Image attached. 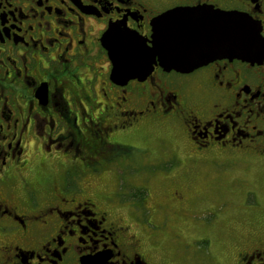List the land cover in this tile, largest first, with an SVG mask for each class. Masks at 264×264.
I'll use <instances>...</instances> for the list:
<instances>
[{"label": "flooded vegetation", "instance_id": "1", "mask_svg": "<svg viewBox=\"0 0 264 264\" xmlns=\"http://www.w3.org/2000/svg\"><path fill=\"white\" fill-rule=\"evenodd\" d=\"M179 8L242 14L258 28L261 56L188 74L157 64L142 82L113 83L108 28L150 41L152 21ZM151 133L168 161L193 157V210L254 203L252 220L227 228L219 263L264 264V0H0V264H171L135 234L151 189L123 187L115 171L134 150L152 153L140 146ZM165 182L156 193L191 215L187 187ZM198 217L193 230L205 238L178 252L213 264L218 221Z\"/></svg>", "mask_w": 264, "mask_h": 264}, {"label": "water", "instance_id": "2", "mask_svg": "<svg viewBox=\"0 0 264 264\" xmlns=\"http://www.w3.org/2000/svg\"><path fill=\"white\" fill-rule=\"evenodd\" d=\"M151 30L150 41L119 25L104 33L113 83L142 82L157 64L166 72L188 74L217 59L261 56L258 28L236 12L174 9L155 18Z\"/></svg>", "mask_w": 264, "mask_h": 264}, {"label": "rangeland", "instance_id": "3", "mask_svg": "<svg viewBox=\"0 0 264 264\" xmlns=\"http://www.w3.org/2000/svg\"><path fill=\"white\" fill-rule=\"evenodd\" d=\"M159 134H150L146 136L144 142H140V146L152 152L148 155H143L140 150H134L130 153V161L133 163L130 166H123L122 162L117 160L115 171L117 177L120 179L121 184L124 186L137 189H151L148 211H140V217L137 223L140 225L135 228V234L139 237L144 247L153 248L155 256L168 257L171 264H196V259L192 261L191 253L193 249L184 250L186 256L178 252V243L190 242L193 239L205 238L206 230L202 227H194L193 213L204 220L208 214L217 218V225L214 229L209 231L210 237L213 240V246L210 254H213V264L219 263L220 253L225 248H231L229 235H227V228L238 227L235 221L252 220L256 213L254 211L253 202H244L237 199H229L224 202L211 200V201H197L196 207L193 210V157H185L184 154H177L174 161H168L169 155L159 150ZM167 160V161H165ZM125 161V159H122ZM158 162L161 161L159 168L149 167L142 162ZM165 161V163H164ZM173 176L175 181L182 184L188 189L189 210L191 215L182 214L180 210L175 207L174 202H170L160 197L156 193V185L166 186V179ZM149 181L151 188L145 187V183ZM104 183V182H103ZM186 189V190H187ZM133 193V192H132ZM126 221L130 225H134L131 218L124 214ZM180 238L175 239V236ZM224 238V239H223ZM177 240V241H175ZM220 242V243H219ZM177 247L176 249H174ZM219 250V251H218ZM228 251V250H227ZM153 256L152 264H155ZM221 264H223L221 260Z\"/></svg>", "mask_w": 264, "mask_h": 264}]
</instances>
